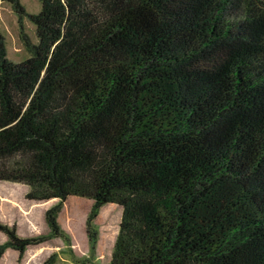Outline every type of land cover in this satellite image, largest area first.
Masks as SVG:
<instances>
[{
  "label": "trees",
  "instance_id": "obj_1",
  "mask_svg": "<svg viewBox=\"0 0 264 264\" xmlns=\"http://www.w3.org/2000/svg\"><path fill=\"white\" fill-rule=\"evenodd\" d=\"M0 32V182L57 203L0 258L63 237L69 197L121 212L109 264H264V0H39ZM52 256L44 264H51Z\"/></svg>",
  "mask_w": 264,
  "mask_h": 264
},
{
  "label": "rangeland",
  "instance_id": "obj_2",
  "mask_svg": "<svg viewBox=\"0 0 264 264\" xmlns=\"http://www.w3.org/2000/svg\"><path fill=\"white\" fill-rule=\"evenodd\" d=\"M19 2L29 15L38 14L41 10L39 0ZM0 32L9 61L20 63L31 56L22 38L27 37L35 45V26L27 17L19 21L12 7L4 0H0ZM27 191L24 185L0 182V222L15 225L20 238L47 236L51 232L44 214L57 201L45 204L29 202L25 199ZM90 206L88 200L69 197L57 219L63 237L27 249L23 258H19L16 251L8 249L1 256L0 264H44L51 256V264H109L122 212L115 205H106L94 222L92 228L95 231L91 232L93 236L89 238L86 220ZM5 242L6 237L0 234V245Z\"/></svg>",
  "mask_w": 264,
  "mask_h": 264
},
{
  "label": "crops",
  "instance_id": "obj_3",
  "mask_svg": "<svg viewBox=\"0 0 264 264\" xmlns=\"http://www.w3.org/2000/svg\"><path fill=\"white\" fill-rule=\"evenodd\" d=\"M27 193V192H26ZM47 203V202H46ZM45 204V203H44ZM5 210H6V206H5Z\"/></svg>",
  "mask_w": 264,
  "mask_h": 264
}]
</instances>
